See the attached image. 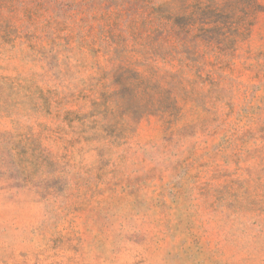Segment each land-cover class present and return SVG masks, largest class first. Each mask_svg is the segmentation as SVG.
I'll return each mask as SVG.
<instances>
[{
	"label": "rangeland",
	"instance_id": "rangeland-1",
	"mask_svg": "<svg viewBox=\"0 0 264 264\" xmlns=\"http://www.w3.org/2000/svg\"><path fill=\"white\" fill-rule=\"evenodd\" d=\"M0 264H264V0H0Z\"/></svg>",
	"mask_w": 264,
	"mask_h": 264
},
{
	"label": "trees",
	"instance_id": "trees-1",
	"mask_svg": "<svg viewBox=\"0 0 264 264\" xmlns=\"http://www.w3.org/2000/svg\"><path fill=\"white\" fill-rule=\"evenodd\" d=\"M246 1H247V2H250V3L253 2V0H246Z\"/></svg>",
	"mask_w": 264,
	"mask_h": 264
}]
</instances>
